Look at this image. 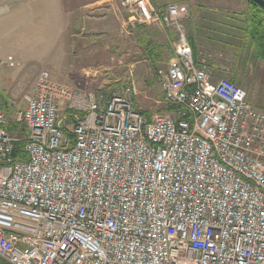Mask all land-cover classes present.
I'll return each mask as SVG.
<instances>
[{
	"label": "built area",
	"instance_id": "built-area-1",
	"mask_svg": "<svg viewBox=\"0 0 264 264\" xmlns=\"http://www.w3.org/2000/svg\"><path fill=\"white\" fill-rule=\"evenodd\" d=\"M119 5L174 31L160 86L175 109L147 116L44 71L15 117L24 133L0 107V264H264V113L212 79L221 54L194 57L186 4Z\"/></svg>",
	"mask_w": 264,
	"mask_h": 264
},
{
	"label": "rangeland",
	"instance_id": "rangeland-1",
	"mask_svg": "<svg viewBox=\"0 0 264 264\" xmlns=\"http://www.w3.org/2000/svg\"><path fill=\"white\" fill-rule=\"evenodd\" d=\"M149 1L156 8L186 4V31L193 6L229 3L227 8L206 9L218 13L210 16L207 12L205 16L221 25L228 24L221 16L247 11V0ZM128 15L119 0H106L66 17L58 0H0V61L9 56L13 60V65L5 62L0 66V107L7 114L9 132L24 133L15 125V117L26 107L27 97L34 94L43 71L59 85L124 94L140 111L167 110L160 83L172 58L174 31L153 23L131 24ZM197 20V24H209L208 19ZM226 35L222 33L225 40ZM241 35L247 41L245 34ZM198 50V57L221 54L218 61L210 62L212 79H230L245 90L249 105L264 113V63L254 56L252 48L238 50L203 42ZM221 66L226 71L220 72Z\"/></svg>",
	"mask_w": 264,
	"mask_h": 264
},
{
	"label": "crops",
	"instance_id": "crops-1",
	"mask_svg": "<svg viewBox=\"0 0 264 264\" xmlns=\"http://www.w3.org/2000/svg\"><path fill=\"white\" fill-rule=\"evenodd\" d=\"M58 1L61 5L62 13L66 17V15H68L72 12L83 10L85 8L96 5V4L101 3L103 1H106V0H58ZM235 6L233 5L232 7H235ZM225 7L226 8L229 7V3H225V5H223V6L217 4V5H211L208 7L207 6H200V5L192 7L193 10L191 11V14H190L191 20L189 22V25L187 26L186 32H187V36H188V42L190 44V47L193 51V55L195 58L198 57V55H199L198 48H200L201 45H203V42L206 43V45H208V43H210V44L214 45L215 47H218V46L220 47L223 45L233 46V47L237 48L238 50L243 48V47L249 48L247 41H245L243 36L241 35V33H243L242 25L237 24L235 21L230 19V18H234L237 15L239 16V15L244 14L243 11H233V12H230L226 15L221 16L222 18L225 17L224 19L228 20V24H225V25H221V24L217 23L212 17H208L209 15L210 16H217L218 13L216 11H213L211 13L212 10L209 11L206 9H209V8H225ZM207 12L209 15L205 16V14ZM234 13H239V14H234ZM221 14H223V13H221ZM195 19H198L200 22H202V20L208 19L209 24H207V25H205L203 23L197 24L196 21L194 22ZM231 21H233V22L231 23ZM203 31H207V32L204 34ZM210 32L212 33V35H210ZM223 32L227 33L226 40H225V38L223 39V36H222ZM235 33H237V36L234 35ZM228 39H230V41H227ZM261 62L264 63V61H261ZM219 68L221 69V70L219 69L220 72L226 71L225 68L222 66ZM7 130L11 131L9 129V127H7Z\"/></svg>",
	"mask_w": 264,
	"mask_h": 264
},
{
	"label": "trees",
	"instance_id": "trees-1",
	"mask_svg": "<svg viewBox=\"0 0 264 264\" xmlns=\"http://www.w3.org/2000/svg\"><path fill=\"white\" fill-rule=\"evenodd\" d=\"M230 19L242 25L248 47L253 49L254 55L258 60L264 61V7L251 0H247L246 14L235 16ZM174 109V107L167 108V110ZM141 113L149 116L148 112L141 111ZM22 146L23 141L15 143L13 151L15 158L23 157Z\"/></svg>",
	"mask_w": 264,
	"mask_h": 264
},
{
	"label": "water",
	"instance_id": "water-1",
	"mask_svg": "<svg viewBox=\"0 0 264 264\" xmlns=\"http://www.w3.org/2000/svg\"><path fill=\"white\" fill-rule=\"evenodd\" d=\"M251 1L255 2L256 4H258L262 7H264V0H251Z\"/></svg>",
	"mask_w": 264,
	"mask_h": 264
}]
</instances>
